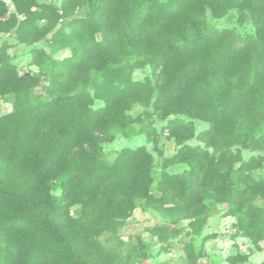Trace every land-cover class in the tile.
<instances>
[{
	"label": "rangeland",
	"instance_id": "rangeland-1",
	"mask_svg": "<svg viewBox=\"0 0 264 264\" xmlns=\"http://www.w3.org/2000/svg\"><path fill=\"white\" fill-rule=\"evenodd\" d=\"M0 1L7 10L0 22V177L10 179L13 198L24 196L31 183L17 163L32 142V135L43 125V115L38 117L37 109L46 104L52 108H44L43 114L53 115L48 120L52 123L71 122L77 110L83 118L82 112L105 107L110 95H117L128 104L124 120L105 131L108 138L76 152L65 173L49 184L50 193L55 196L61 194V184L77 164L84 163L88 174H96L112 165L125 149L145 147L151 155L149 190L155 196L161 195L159 182L164 173L189 170L185 163L168 161L180 145L167 138L162 129L172 120L193 121L198 135L210 123L172 113L164 119L159 116L162 108L157 101L165 92L155 82L154 63L160 51H190L197 55L202 43L218 34L216 40L206 45L209 75L194 88L202 91L207 113L221 115L235 89L241 90L243 99L248 96L252 105L264 107V82L257 80L253 69H245V76L239 81V74L229 76L222 96L211 70L214 63L226 61L230 49L243 47L244 42L256 38L259 26L250 10L253 0ZM162 16L167 22L158 29L155 19L161 20ZM4 21L8 24L2 25ZM140 32L148 38L142 47L134 39ZM109 35L120 40L118 52L103 56L99 67L84 62L85 48L104 43ZM6 64L19 75L36 77L38 85L27 94L10 91L5 80ZM139 86H145L149 94L135 95ZM82 93L86 99L76 102ZM238 123L232 138L226 137L229 146L219 140L212 146L197 141L196 136L187 143L200 145L211 153L220 152L216 157L224 154L226 165L236 163L233 158L240 152L242 159L236 167L252 156L264 157V150L253 152L243 148L239 134L247 129L241 126L243 122ZM256 134L264 136V127H258ZM222 174L214 168L211 177ZM250 181L262 189L264 162L253 171ZM215 194L227 197V191L222 189ZM133 203L125 219L98 224L91 232L90 248L76 254L71 264H264V238L254 241L242 230L250 225L254 208L264 209L262 196L234 202L210 200L205 211L194 219L176 211L161 212L149 207L142 197H134ZM70 213L74 218L81 217L83 206L73 204ZM25 217L23 208L0 200V263L9 260L12 250V238L2 231V224ZM190 245L196 254L192 261Z\"/></svg>",
	"mask_w": 264,
	"mask_h": 264
},
{
	"label": "trees",
	"instance_id": "trees-1",
	"mask_svg": "<svg viewBox=\"0 0 264 264\" xmlns=\"http://www.w3.org/2000/svg\"><path fill=\"white\" fill-rule=\"evenodd\" d=\"M252 2L250 10L259 26L256 38L244 42L243 47L230 49L226 61L212 66V77L221 87L220 96L227 90L224 82L228 77L239 74V81L245 76L247 68L253 69L257 80L261 79V84L264 82V0ZM6 12L5 4L0 1V22ZM155 21L158 29H161L167 18L159 20L156 17ZM6 22L2 25H6ZM217 35L206 39L197 55L178 50L156 53L154 79L165 92L157 101V106L162 108L159 116L164 119L172 113L210 123V127L198 135H195L193 121L172 120L162 129L167 138L175 139L180 145L168 161L173 164L185 163L190 169L180 174L164 173L159 182V196L152 195L149 190L152 157L145 147L125 149L112 165L92 175L88 174L84 163H79L61 184V194H51L49 184L65 173L75 153L108 138L105 131L124 120L128 104L121 97L110 95L105 107L82 112L83 118L77 110L71 122L56 123L48 121L53 115L47 112L43 114L44 108L49 109L50 104L37 109L40 113L38 117L43 115L40 118L43 125L32 135V142L23 150L17 163L22 168L21 172L31 179L29 188L25 190L27 193L13 198L10 179L0 177V200L21 207L27 213V217L22 220L17 218L2 224V231L12 238V250L9 260L0 264H71L76 254L90 248L91 232L98 224L128 217L136 196L144 198L149 207L161 212L176 211L189 219L197 218L204 212L210 200L234 202L237 199L264 197V186L258 189V184L250 181L253 171L263 166L264 157L252 156L236 167L242 159L240 152L233 158L236 163L233 161L226 165L224 154L216 157L220 152L211 153L200 145L191 146L187 143L196 136L197 141L212 146L217 140L229 146L231 143L226 137L232 138L234 131L239 128L238 121H241V126L247 129L239 134L243 148L253 152L264 150V136L257 137L256 134L258 127H264V107L256 103L252 105L248 96L243 99L241 90L235 89L234 96L227 100L221 115H210L207 113L206 100L203 96L201 98L202 91L194 90L209 75L210 60L206 45L216 40ZM134 39L139 47L145 46L148 41L143 32L136 34ZM119 44L120 40L115 35H109L104 43L87 46L83 60L93 67H99L103 56L118 52ZM4 71L10 91L27 94L39 83L36 77L19 75L14 67L7 64ZM137 91L138 94H134L138 97L149 94L145 86H139ZM84 99L86 94H79L76 102L80 103ZM214 168L223 174L211 177ZM29 189L31 192H28ZM220 189L227 191V197L215 194ZM73 204L83 206L84 214L81 217L74 218L71 215ZM252 211L250 225L242 230L246 236L257 241L264 238V209L254 208ZM195 257L193 246L190 245V261Z\"/></svg>",
	"mask_w": 264,
	"mask_h": 264
}]
</instances>
